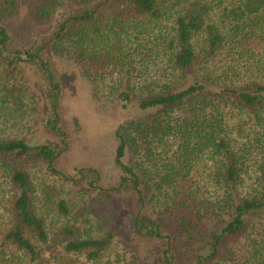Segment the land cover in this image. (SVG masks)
Wrapping results in <instances>:
<instances>
[{"label":"trees","instance_id":"1","mask_svg":"<svg viewBox=\"0 0 264 264\" xmlns=\"http://www.w3.org/2000/svg\"><path fill=\"white\" fill-rule=\"evenodd\" d=\"M172 1L166 0V19L171 20L163 45L166 74L159 73L152 86L136 89L127 81L116 93L123 109L134 101L139 113L115 131L117 171L107 178L95 165H65L70 139L63 107L66 64L89 70L84 63H97V73L113 72L119 61L130 64L116 44L121 38L110 44L101 40L118 30L106 26L108 33L101 37L98 30L119 16L146 14L149 22L160 21L158 0H0V108L19 102L16 109H22L27 87L17 85L15 75L27 72V80L21 79L41 88L45 108L40 129L53 141L31 145L22 137L0 136V167L10 192L6 211L11 225L4 238L31 260L40 259L45 250L55 258L49 242L63 237L66 254H82L96 263L124 232L134 259L144 263L179 264L182 236L189 245L198 243L193 264H264V82L233 85L209 72L197 76L196 69L207 67L223 48L225 36L208 19L206 2ZM22 9L24 44L19 46L11 20ZM225 13L239 24L261 19L264 0H237ZM196 34L203 36L199 51L193 43ZM64 55L73 61L65 62ZM232 113L252 122L249 143L237 135ZM198 159L210 161L207 178L197 180L200 186L193 180ZM27 161L40 162L65 182L105 197L113 212L103 232H79L75 218L51 236L33 210L31 182L23 167ZM57 211L64 217L71 214L65 199L59 200ZM241 238L247 239L248 258L233 248Z\"/></svg>","mask_w":264,"mask_h":264},{"label":"rangeland","instance_id":"2","mask_svg":"<svg viewBox=\"0 0 264 264\" xmlns=\"http://www.w3.org/2000/svg\"><path fill=\"white\" fill-rule=\"evenodd\" d=\"M186 1L184 0L183 4H186ZM199 1L209 5L208 19L214 22L225 36V45L207 67L196 69L197 76L209 72L217 79L220 78L233 85H241L245 82H264V16L257 20L249 18L239 24L231 20L225 13L230 7L237 4V0ZM171 2L173 1L171 0ZM158 8L162 12L160 21L149 22V17L146 14L132 16L131 19L119 16L115 22L104 23L98 30L101 37L108 33L106 26L118 31L120 29V32L115 31L112 33L114 35L105 37L104 40L101 38V40L103 43L110 44L121 38L116 44H119L122 50L129 55L126 60H130V64H124L125 60L119 61L113 72L110 69L109 71L105 69L103 73H97L98 69H95L98 67L97 63H84L86 67L91 68L87 70L85 65L70 64L69 62L74 58L64 55L63 59L69 63L66 64L67 69L64 76L66 91L63 96V107L68 117L70 138L65 156L67 167L95 165L105 172L107 178L117 171L114 157L118 139L115 131L119 125L134 118L139 111L134 101L126 109H123L116 99V93L125 88L127 81L136 89V86H152L150 82L156 80L159 73L166 74L167 56L163 45L166 42V34H168L171 20L170 18L166 19V0H158ZM169 10L174 12L175 8ZM25 15V9H22L11 20L16 43L19 46L24 44L19 27ZM258 20L262 22L261 25L257 24ZM89 28L93 30L91 26ZM122 29L125 31L122 32ZM193 43L196 50L199 51L203 45L202 34H196L193 37ZM100 46L98 45V50ZM0 74L4 75L2 67H0ZM15 76L17 85L22 84V87H27V97L20 100L22 109H16L19 102L10 106L11 108L1 106L0 136L22 137L29 140L31 145L44 142L53 144V141H50L51 138L47 137L40 129L39 122L45 108L41 88L30 81L24 82L21 79L23 76L27 80V72L16 73ZM245 118L247 121L244 120ZM248 119L247 115L244 117L243 114L236 113H232L230 117L234 129L239 131L237 135L242 139V142L246 141L247 143L250 142V133L253 128L252 122L249 123ZM127 155L125 161L131 163L130 157ZM257 158L249 162L250 166L255 165ZM7 161L10 163L9 158ZM209 163L208 159L195 161L193 171L197 179L193 178V180L196 186L201 185L197 180L207 178ZM23 167L31 182L33 210L46 222L51 236L56 234L62 225L71 224L75 218L79 220L77 223L80 227L79 232L86 230V232L95 235H100L103 232L108 224V219L110 220L112 217L111 212H113L105 197L95 192L88 193L78 185L65 182L57 175L52 174L40 162H23ZM3 171V167H0V264H47L48 260L58 264H150L144 263L145 260L142 261L137 257L134 259L124 232L116 236L115 241L96 263L86 260L82 254H66L60 245L63 237H52L49 242L54 248L55 258L45 250L41 252L40 259L31 260L28 255L4 238L6 231L10 228L11 221L6 211L7 197L10 192L6 174H3ZM62 199L66 200L71 209V214L66 217L57 211V204ZM112 205L114 206L115 202H112ZM81 214L89 218V224L84 222ZM179 238L181 243L178 263L193 264L192 251L198 243L189 245L186 238L182 236ZM246 240L241 238L238 243L233 245V248L238 256L245 255L248 258L250 255L249 252H246L248 247L244 248L243 245ZM36 245L41 247L38 243Z\"/></svg>","mask_w":264,"mask_h":264}]
</instances>
